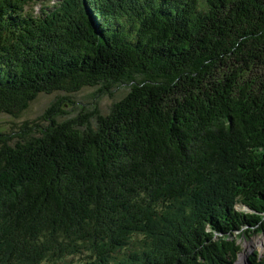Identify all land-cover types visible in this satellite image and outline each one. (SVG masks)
Returning <instances> with one entry per match:
<instances>
[{"label":"trees","instance_id":"16d2710c","mask_svg":"<svg viewBox=\"0 0 264 264\" xmlns=\"http://www.w3.org/2000/svg\"><path fill=\"white\" fill-rule=\"evenodd\" d=\"M40 1L0 0V114L129 90L0 130V264H234L264 234V0Z\"/></svg>","mask_w":264,"mask_h":264},{"label":"rangeland","instance_id":"374dc122","mask_svg":"<svg viewBox=\"0 0 264 264\" xmlns=\"http://www.w3.org/2000/svg\"><path fill=\"white\" fill-rule=\"evenodd\" d=\"M59 0H43L36 4H34L33 10L34 13L37 14L40 11L41 6L43 4H49V6H52L54 2H57ZM46 6V5H45ZM98 87L97 86H88L82 88L80 91L75 93H67L64 91H56L51 94L42 93L38 95V97L33 100L30 103V106L24 110L18 117L2 113L0 114V130H4L7 132H12L18 130V127L22 125L24 122L28 121H34L37 120L38 117H40L43 112L58 98L62 96H70L73 100L77 102L75 106L76 109L71 111V114L69 116H74L82 109L85 110H91L95 106L96 103H98L99 109L101 113L106 114L109 112L111 106L121 99L126 92L129 90L128 87L124 86L121 89H116L114 92V95L106 94L102 96H96ZM68 103V102H67ZM73 105L70 104L68 107L63 108H72ZM235 209L242 212H249L250 209L241 204L240 202L235 204ZM142 235L137 234L135 236V239H141ZM237 240V245L240 246V251L237 253V257L235 259L234 264H237V261L240 259L242 254H245V264H252L251 256L255 257V259L263 260L264 259V234H253L251 232L247 233L246 230L242 229L235 233L234 236H232L231 239ZM126 252V250H122L121 253H119V256H123V254ZM87 252L83 254L73 255V256H67L66 261L68 264H81L86 259ZM247 255L250 258L247 260Z\"/></svg>","mask_w":264,"mask_h":264},{"label":"bare ground","instance_id":"6f19581e","mask_svg":"<svg viewBox=\"0 0 264 264\" xmlns=\"http://www.w3.org/2000/svg\"><path fill=\"white\" fill-rule=\"evenodd\" d=\"M245 257H246V255L245 254H242L241 257H240V259L237 261V264H245L244 263Z\"/></svg>","mask_w":264,"mask_h":264},{"label":"water","instance_id":"95a60500","mask_svg":"<svg viewBox=\"0 0 264 264\" xmlns=\"http://www.w3.org/2000/svg\"><path fill=\"white\" fill-rule=\"evenodd\" d=\"M247 260H249V262H250V258L248 257V255H247ZM251 263V262H250Z\"/></svg>","mask_w":264,"mask_h":264}]
</instances>
